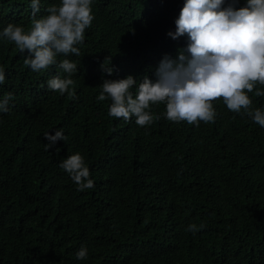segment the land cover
Masks as SVG:
<instances>
[{
    "label": "trees",
    "instance_id": "trees-1",
    "mask_svg": "<svg viewBox=\"0 0 264 264\" xmlns=\"http://www.w3.org/2000/svg\"><path fill=\"white\" fill-rule=\"evenodd\" d=\"M60 2L41 0L37 18ZM184 2L93 0L80 56H57L77 64L71 76L55 65L32 71L0 36V99L12 96L0 112V264H264V128L222 100L215 122L199 127L169 121L163 103L140 127L109 116L110 98L97 100L105 79L155 82L161 60L187 48V35H168ZM30 5L0 0V33L10 23L30 30ZM54 77L73 79L76 98L49 89ZM249 96L264 110V96ZM56 130L67 140L48 151L44 133ZM73 154L93 188L78 191L60 167Z\"/></svg>",
    "mask_w": 264,
    "mask_h": 264
},
{
    "label": "clouds",
    "instance_id": "clouds-1",
    "mask_svg": "<svg viewBox=\"0 0 264 264\" xmlns=\"http://www.w3.org/2000/svg\"><path fill=\"white\" fill-rule=\"evenodd\" d=\"M92 2L61 0L59 5L45 9L47 15L37 18L41 0H31L30 30L10 23L0 36L13 42L21 53H27L24 64L34 72L55 65L69 76L77 74L76 63L68 59L58 63L57 56H80L78 45L84 42L85 30L94 20ZM238 3L239 0H228L225 6L226 0H185L175 20L176 31L168 35L174 40L187 35V48L178 50L175 60L167 56L161 60L155 82L145 76L136 87L137 79L131 75L118 80L105 79L97 100L111 99L109 116L124 120L135 117L138 126L146 127L160 118L153 115L151 106L163 103L166 119L199 127L200 122H215L217 113L213 105L222 100L228 110L243 111L264 128V110L254 108L249 96V93L264 96V90L257 87L264 86V0H246L245 6L237 8ZM101 68L112 75L108 57ZM4 81V69L0 67V84ZM74 83L71 78L54 77L47 86L75 99V89L70 87ZM11 100V94L0 99V112L9 111ZM44 137L48 151L57 141L67 140L62 130H56L54 135L45 132ZM60 167L70 175L78 191L94 187L80 154L68 156ZM187 230L195 234L199 229L191 224ZM76 256L86 259L87 249L81 247Z\"/></svg>",
    "mask_w": 264,
    "mask_h": 264
}]
</instances>
